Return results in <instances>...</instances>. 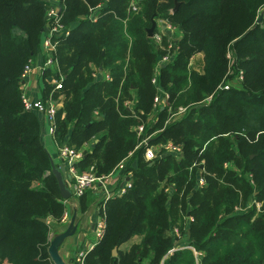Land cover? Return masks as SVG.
Returning <instances> with one entry per match:
<instances>
[{
  "label": "trees",
  "instance_id": "1",
  "mask_svg": "<svg viewBox=\"0 0 264 264\" xmlns=\"http://www.w3.org/2000/svg\"><path fill=\"white\" fill-rule=\"evenodd\" d=\"M131 1L62 0L70 30L55 51L62 88L46 82L41 91L42 99L62 98L57 145L94 144L75 163L78 173L107 174L125 159L132 180L120 196L99 198L90 189L78 199L79 212L96 202L104 219L83 264H264V11L257 22L264 0H177L174 12V0H137L134 11ZM47 5L0 0V264H53L47 219L60 222L66 210L42 124L21 97V73L40 51ZM152 20H166L177 37L157 43L159 28L152 37L146 32ZM198 53L201 70L190 65ZM165 54L172 60L156 70ZM231 81L237 86L225 89ZM157 86L168 99L154 112ZM179 107L186 110L175 118ZM143 138L147 145L170 141L181 155L146 161ZM251 199L261 202L259 211H236ZM134 237L140 240L120 249ZM182 238L179 246L198 257L176 247Z\"/></svg>",
  "mask_w": 264,
  "mask_h": 264
},
{
  "label": "built area",
  "instance_id": "2",
  "mask_svg": "<svg viewBox=\"0 0 264 264\" xmlns=\"http://www.w3.org/2000/svg\"><path fill=\"white\" fill-rule=\"evenodd\" d=\"M47 10L45 13V25L42 31V39H41V47L39 54L43 57V67L50 68L56 71L59 75L58 79L54 81V89L62 88V80L63 76L60 73L58 62L55 58V51L58 43V38L67 36L70 32L69 27L62 22L61 17V8H62V0H49L47 2ZM131 9L137 10V0H132L130 4ZM101 8V4L96 5L95 7L90 9V15L88 19L90 21H95L97 19L98 10ZM264 11V6L260 10V15ZM259 15V16H260ZM164 22L165 26L172 32L176 31V27L171 26L166 20H160L159 22ZM161 26V25H160ZM155 41L160 43L161 36H158V33L154 35ZM171 47L169 44L168 48ZM228 58L230 55L227 54ZM172 60V56L169 54H165L161 56L156 63V70L163 64H166ZM33 71V62L30 61L26 64L22 70L21 78L25 79L29 76ZM95 76L101 75L102 78L108 80L110 78L109 74L101 73L97 71ZM241 79V76L239 77ZM152 83L157 84V78L154 75L152 78ZM227 85L224 86L225 89L228 88ZM22 103L24 109L27 111H39L41 112L49 122V132L54 135L55 132V114L58 110L57 104L51 95L46 99H37L33 101L30 96L26 92H22ZM211 97H208L207 100H210ZM168 99V94L164 92L161 87L157 86V93L153 99V111L156 112L160 106H164L166 104V100ZM125 105L129 106L128 103ZM186 110V107H179L178 111L173 115L175 118L183 114ZM144 125L141 124L136 127L137 133L140 134L143 131ZM141 144L146 145L145 150L143 152V158L146 161H152L158 157L163 156L164 154H174L177 157L181 155V147L173 144L168 141L165 144H157V145H147V138H143ZM58 155L60 157V163H62L65 167V180L68 185H73L74 191L72 198L78 200L87 190L93 189L94 191H98L102 193L105 199L111 198L115 195H122L131 185L132 180L129 174H124L125 169V159L120 161L109 173L98 175L92 168L87 172L78 173L75 168V163L81 159L83 152L73 149L68 145H58ZM130 155V154H129ZM116 176L120 177V186H112L114 179ZM131 180V181H130ZM205 180L202 175L197 178V185H204ZM63 203L66 205L67 201L63 200ZM252 206H256L257 211H259L261 205L258 201L251 199L247 205L242 208L240 206L236 207V211H244ZM69 219V213L67 210L61 216L60 221L62 223L66 222ZM103 224L98 222L96 224L95 232L98 233V239L102 234ZM177 231V230H176ZM96 242L91 243L87 248L83 250H79L74 254L73 262L75 264H83L86 253L93 249ZM178 247V246H176ZM176 247L168 250L167 254L164 258L169 257L172 252L176 249ZM188 247L194 251L196 257H198V253L189 245L180 246L179 248ZM197 259V258H196ZM198 264V263H196Z\"/></svg>",
  "mask_w": 264,
  "mask_h": 264
},
{
  "label": "crops",
  "instance_id": "3",
  "mask_svg": "<svg viewBox=\"0 0 264 264\" xmlns=\"http://www.w3.org/2000/svg\"><path fill=\"white\" fill-rule=\"evenodd\" d=\"M44 1L48 2L49 0H44ZM159 27H160L159 32L157 33H160L161 36H168L171 39L172 38L175 39V37H177L176 31L172 32L169 29H167L171 33V35L169 34V32H168V35H166V33L162 31L163 27L162 26H159ZM32 62H33V71L32 73L29 74L28 77H26L25 79H22L21 87H22L23 92H26L30 96V98L33 101H35L37 99L43 98L42 97L43 95L41 92L43 89V84L46 82L54 84L55 78L52 75L54 70L43 67L44 63H43L42 55L38 53ZM190 65L192 66V68L196 70H198L199 67H202L203 65L202 53H198L194 55L190 61ZM45 70L50 71L51 75H46ZM97 77H101V75H98ZM42 100H46V99H42ZM54 101L56 102L57 108L59 109L62 106V98L56 99ZM34 112L35 114H37L42 124V139H43L46 150L48 151L49 155L53 158L54 162L56 164H60V157L58 155V145L55 142L53 135L49 132V122L41 112L36 111V110H34ZM89 145H92V144H89V143L85 144L84 149L88 148ZM120 181H121L120 177L116 176V178L114 179V182L112 183V186L113 187L117 185L120 186L121 184ZM100 195L103 196L102 193L98 191L95 192V197L98 196L100 198L101 197ZM89 207H90V210H89ZM89 207L87 208L89 210L88 212H86L87 210L84 212H79V211L77 212V217H81L82 215L85 214L83 218V223H82L83 227L75 236L68 238L65 241L63 248L60 250L61 255L67 261L74 260L75 252L87 248L91 243L97 242L98 240L99 235L98 233L95 232L96 224L98 222H101L104 225V219L99 214V210L96 206V202H92ZM66 210L68 211L70 215L71 210L68 204H66ZM68 220L62 223L61 221L57 222L51 218H48L47 221L49 222L51 226L49 234H51L54 230L62 228L68 222ZM139 240H140L139 237H134L130 239L129 241L123 243L120 246V249L127 250L131 244L136 243ZM178 242H186V239L182 238L176 242V246L180 247L179 246L180 244Z\"/></svg>",
  "mask_w": 264,
  "mask_h": 264
},
{
  "label": "water",
  "instance_id": "4",
  "mask_svg": "<svg viewBox=\"0 0 264 264\" xmlns=\"http://www.w3.org/2000/svg\"><path fill=\"white\" fill-rule=\"evenodd\" d=\"M179 2L174 0V7L172 12L176 11ZM261 15L258 17L257 22H260ZM157 24L155 20H152L151 26L146 30L147 36L152 37ZM94 144H92L93 146ZM51 172L56 178L59 194L62 200H66L68 206L70 207V215L68 222L60 229L54 230L48 237L47 254L53 264H74L73 260H65L60 253L63 248L65 241L75 236L81 229L84 215L77 217V212L79 210L78 200L72 198L73 195V185H68L65 180V167L62 163L56 164L53 158L49 155ZM131 181V180H130ZM90 210V207H89ZM87 209L86 212L89 211ZM44 221V219H41ZM116 248L113 249L112 254L116 255Z\"/></svg>",
  "mask_w": 264,
  "mask_h": 264
},
{
  "label": "rangeland",
  "instance_id": "5",
  "mask_svg": "<svg viewBox=\"0 0 264 264\" xmlns=\"http://www.w3.org/2000/svg\"><path fill=\"white\" fill-rule=\"evenodd\" d=\"M160 20H158V21H156L157 22V27L158 28H160L159 26L161 25L162 27H163V29H162V27H161V29H162V31H164L165 33H166V35H168V28L165 26V23L164 22H159ZM169 34L171 35V33L169 32ZM158 36H161V34L160 33H158ZM42 37H43V35L41 36V39H42ZM169 46V45H168ZM172 46V45H171ZM201 68L202 67H199L198 68V70H201ZM228 84L231 86V85H234V86H237L236 84L237 83H235L234 81H231V82H228ZM73 149H75V148H73ZM84 149V148H83ZM83 149H76V150H78V151H81V152H83ZM259 202V201H258ZM260 203V205H261V202H259ZM254 207H256V206H254ZM261 208V207H260ZM256 210H257V208H255ZM189 219H191V218H189ZM177 230V231H176ZM172 232L175 234V235H180L179 234V232H178V229L177 228H172Z\"/></svg>",
  "mask_w": 264,
  "mask_h": 264
}]
</instances>
